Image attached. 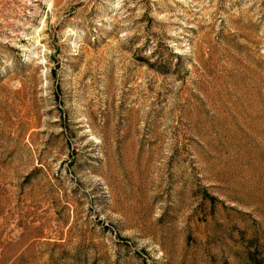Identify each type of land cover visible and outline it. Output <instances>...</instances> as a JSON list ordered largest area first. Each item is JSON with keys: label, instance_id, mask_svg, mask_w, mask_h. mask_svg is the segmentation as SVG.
<instances>
[{"label": "rangeland", "instance_id": "rangeland-1", "mask_svg": "<svg viewBox=\"0 0 264 264\" xmlns=\"http://www.w3.org/2000/svg\"><path fill=\"white\" fill-rule=\"evenodd\" d=\"M0 264H264V0H0Z\"/></svg>", "mask_w": 264, "mask_h": 264}]
</instances>
